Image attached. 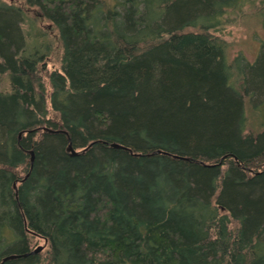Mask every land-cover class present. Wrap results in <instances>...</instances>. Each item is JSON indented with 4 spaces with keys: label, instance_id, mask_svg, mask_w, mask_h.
<instances>
[{
    "label": "trees",
    "instance_id": "trees-1",
    "mask_svg": "<svg viewBox=\"0 0 264 264\" xmlns=\"http://www.w3.org/2000/svg\"><path fill=\"white\" fill-rule=\"evenodd\" d=\"M20 1L0 0V264H264V41L229 62L221 36L246 7L264 30V0Z\"/></svg>",
    "mask_w": 264,
    "mask_h": 264
},
{
    "label": "rangeland",
    "instance_id": "rangeland-1",
    "mask_svg": "<svg viewBox=\"0 0 264 264\" xmlns=\"http://www.w3.org/2000/svg\"><path fill=\"white\" fill-rule=\"evenodd\" d=\"M3 1L24 6L20 0ZM27 18L28 20L33 21L37 28L42 30L49 42H51L52 51L46 60L48 70H58L60 66L59 60L61 47L58 42L55 30L34 10H27ZM228 18L229 22L225 24L221 31V36L228 45V61L232 62L237 56L242 55L246 61L253 63L258 55L260 45L264 41L262 18H260L257 14V9L252 7H246L239 13H231ZM7 89L8 83L6 78L1 76L0 91H6ZM257 116L259 117L257 118ZM247 117L249 118L247 132L250 130H253L254 132H261L262 130L258 128L257 124H259L260 121L264 123V106L259 110L258 115H256L255 112H250V110H247ZM38 247H43L42 251H44V241L38 238L33 239L32 248L36 249Z\"/></svg>",
    "mask_w": 264,
    "mask_h": 264
},
{
    "label": "water",
    "instance_id": "water-1",
    "mask_svg": "<svg viewBox=\"0 0 264 264\" xmlns=\"http://www.w3.org/2000/svg\"><path fill=\"white\" fill-rule=\"evenodd\" d=\"M113 148H120L118 145H116V144H113V145H111ZM67 150H68V152L72 155V156H74V155H76L77 153L71 148V146L69 145V147L67 148ZM32 160H33V157H31V162H32ZM44 244H46V241L44 240ZM42 249H43V247H38V248H36L34 251H33V254H37V253H39V252H41L42 251ZM16 258V256H9V257H6V258H4L3 260H2V262H6V261H8V260H12V259H15Z\"/></svg>",
    "mask_w": 264,
    "mask_h": 264
}]
</instances>
